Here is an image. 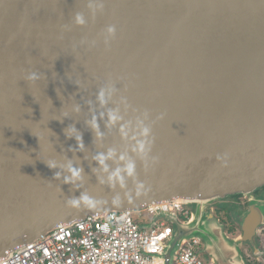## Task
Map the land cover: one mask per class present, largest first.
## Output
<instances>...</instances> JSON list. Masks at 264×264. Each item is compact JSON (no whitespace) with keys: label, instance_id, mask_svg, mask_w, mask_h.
Listing matches in <instances>:
<instances>
[{"label":"water","instance_id":"95a60500","mask_svg":"<svg viewBox=\"0 0 264 264\" xmlns=\"http://www.w3.org/2000/svg\"><path fill=\"white\" fill-rule=\"evenodd\" d=\"M261 185L264 0H0V260L89 215L178 201L189 219L142 225L173 224L162 264L191 237L244 264L214 207Z\"/></svg>","mask_w":264,"mask_h":264},{"label":"built area","instance_id":"2783aa9c","mask_svg":"<svg viewBox=\"0 0 264 264\" xmlns=\"http://www.w3.org/2000/svg\"><path fill=\"white\" fill-rule=\"evenodd\" d=\"M157 213L187 220L191 207L178 201L152 204L145 209L110 212L103 218L87 216L51 231L0 260V264H162L174 226L157 220L152 228L142 225ZM202 239L191 237L179 248L173 264H216L200 252Z\"/></svg>","mask_w":264,"mask_h":264},{"label":"flooded vegetation","instance_id":"af4514ba","mask_svg":"<svg viewBox=\"0 0 264 264\" xmlns=\"http://www.w3.org/2000/svg\"><path fill=\"white\" fill-rule=\"evenodd\" d=\"M214 212L244 264H264V185L220 199Z\"/></svg>","mask_w":264,"mask_h":264},{"label":"clouds","instance_id":"9594fccd","mask_svg":"<svg viewBox=\"0 0 264 264\" xmlns=\"http://www.w3.org/2000/svg\"><path fill=\"white\" fill-rule=\"evenodd\" d=\"M76 23L77 24H80V25H82V24H84L85 23V21H84V17L81 15V14H77V16H76ZM108 32L109 33H115V28L114 27H109L108 28ZM37 78V76H36V74L35 73H33V74H31L30 76H29V79L30 80H34V79H36ZM103 92H101L100 93V100H101V102L102 103H104L105 101L103 100ZM111 120L113 121V122H115V120L117 119V117L115 116V115H111ZM148 134V129H144V135H147ZM78 139H79V137H78ZM81 147H83V145L81 144ZM143 144H141L140 145V148H141V150H143ZM121 159H123V157H121ZM101 163H103V158H101ZM50 167H55V165L54 164H52V165H50ZM70 171L72 172V175H73V177H78L79 175H80V173H79V171H77V170H75V169H70ZM132 171H133V169L130 167L129 168V175H131L132 174ZM57 175H59V174H57ZM84 200L87 202V197H84ZM70 203L72 204V206H78V202L77 201H70Z\"/></svg>","mask_w":264,"mask_h":264},{"label":"rangeland","instance_id":"374dc122","mask_svg":"<svg viewBox=\"0 0 264 264\" xmlns=\"http://www.w3.org/2000/svg\"><path fill=\"white\" fill-rule=\"evenodd\" d=\"M151 218H152V216H150V217H148V218H146V219H144V220L140 219V221H148V220H151ZM159 221L161 222V221H164V220H161V219H160ZM202 245H203V243H202Z\"/></svg>","mask_w":264,"mask_h":264}]
</instances>
